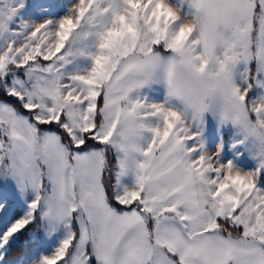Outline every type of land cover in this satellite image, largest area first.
<instances>
[{
	"label": "snow or ice",
	"instance_id": "snow-or-ice-1",
	"mask_svg": "<svg viewBox=\"0 0 264 264\" xmlns=\"http://www.w3.org/2000/svg\"><path fill=\"white\" fill-rule=\"evenodd\" d=\"M0 264H264V0H0Z\"/></svg>",
	"mask_w": 264,
	"mask_h": 264
}]
</instances>
